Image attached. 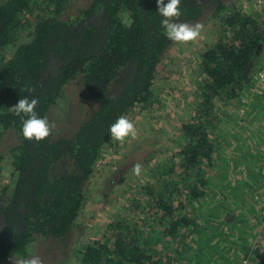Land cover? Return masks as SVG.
I'll return each mask as SVG.
<instances>
[{
    "label": "trees",
    "instance_id": "trees-1",
    "mask_svg": "<svg viewBox=\"0 0 264 264\" xmlns=\"http://www.w3.org/2000/svg\"><path fill=\"white\" fill-rule=\"evenodd\" d=\"M72 1L0 0V137L17 138L8 153L12 186L0 190V201L8 198L0 202V264L26 257L38 239L67 241L85 204V184L111 140L110 125L135 108L155 105L156 71L174 43L164 35L156 0H88L70 15ZM181 8V22L194 24L211 12L218 29L199 55L178 163L155 172L160 181L142 186L131 199L133 213L144 217L112 220L101 241L78 247L79 264H264L256 242L258 228L264 234V190L249 195L264 187V169L248 174L249 192L220 183L217 159L226 171L230 159L221 156L223 150L241 147L236 139L224 146L226 140L214 136L222 134L220 126L229 129L246 139L241 146L252 153L263 141L261 109L249 105L250 121L263 136H246L238 128V106L245 96L259 98L251 90L259 87L253 67L264 64V18L238 2L183 0ZM71 83L93 111L70 136L52 131L39 142L25 139L26 117L12 109L28 96L24 89H34L36 111L47 118L54 106L72 104ZM115 85L117 91L111 90ZM219 186L234 193L217 196ZM254 203L258 209L251 210ZM228 213L230 219L222 217Z\"/></svg>",
    "mask_w": 264,
    "mask_h": 264
},
{
    "label": "rangeland",
    "instance_id": "rangeland-1",
    "mask_svg": "<svg viewBox=\"0 0 264 264\" xmlns=\"http://www.w3.org/2000/svg\"><path fill=\"white\" fill-rule=\"evenodd\" d=\"M219 2L224 6L238 2L243 5L247 13H257L259 15L264 0H219ZM87 3L88 0H73L68 14L77 13L79 8L86 7ZM211 15V12H207L197 21V23L203 25V29L195 41L187 43L174 42L162 58L155 76L157 98L155 105L146 109L135 108L127 116L136 126L137 137L135 139L127 138L123 142L111 139L105 145L92 176L85 184V204L71 233L67 236V241L38 239L28 247L26 257H16L3 264H28L33 256H39L43 264H79L76 257L78 247L92 241H101L103 238H100L104 235L105 228L112 220H116L121 215H129L131 219L136 217L134 220L139 219V215L144 217L139 212L133 213L131 199L137 192L142 190V186L160 181L155 172L168 169L173 160L174 163H178L176 153L184 143L181 127L185 121L189 120L192 114L191 107L195 101L193 84L198 76L199 55L206 45L213 42L215 39L214 32L218 29L215 20L211 19ZM253 70L257 74L258 72L264 74V64L256 62ZM254 79L256 83L257 77ZM117 87L115 85L111 90L117 91ZM69 88L73 89V95L70 97L72 104H67L65 110L61 107L62 105L54 106L47 116V119L55 126L53 129L55 137L73 134L76 128L87 118V114L93 111L94 108L92 102L85 97L75 83H71ZM252 91H255L259 98L256 99L257 102L249 99L252 96H248L249 98L245 96L241 99L242 101L240 100V103H243L238 106L242 114L238 116V120L241 122L238 128H242V134L246 136L254 133L257 134V137H262L263 135L259 136L258 134L260 129H257L256 120L250 121L254 109L249 105L255 103L256 107L261 109L263 115L260 116V119H262V126L264 127V90L259 85V87L253 88ZM243 100L248 101L247 105ZM231 102H228V104L234 103V101ZM219 131H222V134H214V136H221L220 141H222V138L226 140L224 146L227 141L236 139L237 145L241 148L238 152L236 147L231 151L226 147L227 150H223L221 156L230 159L228 170L222 171L220 167L223 168V164H219L217 159L216 166L218 167L214 171L222 176L220 183H231L241 187L239 190L242 189L243 193L247 190L249 192L250 188H247L249 186V183H247L248 174L250 172L257 173L264 169V166H262L264 137H262L263 141L254 144V152L252 153L245 146H241L244 145L245 138H239L229 129H221V126ZM262 131L264 132V130ZM16 142L17 138L12 133L3 134V137H0V190L6 186H12V170L8 153ZM231 160L237 162V164L231 165ZM133 163L142 165L139 176L134 175L132 172ZM239 164L241 167H239ZM258 188L251 191L249 195H261L264 187L260 186ZM216 189L217 196L227 193L226 195L231 197L234 193V191L229 193V188L223 186ZM4 200L7 201L8 198L5 197L0 202ZM258 206L254 203L249 208L251 210L258 209ZM246 208L248 211V207ZM244 209L242 208V211ZM231 210L230 207L229 211ZM229 216L228 213L227 216L222 217L230 219ZM260 217L262 219L261 224L264 226V213L260 212ZM248 218H251L249 213L246 219ZM257 234L256 242L261 255L264 257V234L262 235L260 228H258Z\"/></svg>",
    "mask_w": 264,
    "mask_h": 264
},
{
    "label": "clouds",
    "instance_id": "clouds-1",
    "mask_svg": "<svg viewBox=\"0 0 264 264\" xmlns=\"http://www.w3.org/2000/svg\"><path fill=\"white\" fill-rule=\"evenodd\" d=\"M156 3L157 12L163 17L161 27L169 41L187 43L195 41L200 36L203 29L202 24H189L180 21L183 0H156ZM260 73L257 75L258 83ZM259 85L261 86L260 83ZM24 91L28 96L19 99L12 109L16 115L26 117V119H23V137L27 140L39 142L49 137L55 126L46 117L38 115L36 108L39 100L32 95L34 89L26 88ZM109 133L111 139L120 142L125 141L127 138L135 139L138 135L134 122L123 115L110 125ZM141 171L142 165L140 163L132 164V172L134 175L139 176ZM28 264H43V261L39 256H33Z\"/></svg>",
    "mask_w": 264,
    "mask_h": 264
},
{
    "label": "built area",
    "instance_id": "built-area-1",
    "mask_svg": "<svg viewBox=\"0 0 264 264\" xmlns=\"http://www.w3.org/2000/svg\"><path fill=\"white\" fill-rule=\"evenodd\" d=\"M261 6H262V9L260 10L261 13H259V15H261L264 18V3ZM259 83L261 84V88L264 90V74L263 73L259 74Z\"/></svg>",
    "mask_w": 264,
    "mask_h": 264
}]
</instances>
